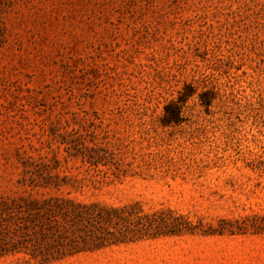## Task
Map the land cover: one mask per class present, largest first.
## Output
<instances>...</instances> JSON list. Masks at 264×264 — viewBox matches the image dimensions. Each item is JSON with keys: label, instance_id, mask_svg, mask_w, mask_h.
<instances>
[{"label": "rangeland", "instance_id": "rangeland-1", "mask_svg": "<svg viewBox=\"0 0 264 264\" xmlns=\"http://www.w3.org/2000/svg\"><path fill=\"white\" fill-rule=\"evenodd\" d=\"M20 196L134 230L0 264H264V0H0V211Z\"/></svg>", "mask_w": 264, "mask_h": 264}, {"label": "trees", "instance_id": "trees-1", "mask_svg": "<svg viewBox=\"0 0 264 264\" xmlns=\"http://www.w3.org/2000/svg\"><path fill=\"white\" fill-rule=\"evenodd\" d=\"M121 210L63 197L20 196L0 211V242L8 243L18 236L12 242L15 247L21 244L32 253L41 252L32 256L40 263L49 262L61 255L100 248L110 236L118 242L119 236L134 230L118 225V219L125 218ZM114 216V226L106 225Z\"/></svg>", "mask_w": 264, "mask_h": 264}]
</instances>
